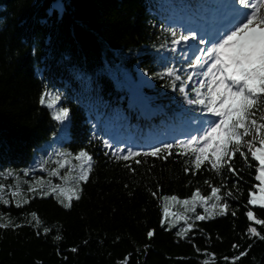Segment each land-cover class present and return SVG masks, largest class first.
I'll list each match as a JSON object with an SVG mask.
<instances>
[{
    "label": "trees",
    "instance_id": "1",
    "mask_svg": "<svg viewBox=\"0 0 264 264\" xmlns=\"http://www.w3.org/2000/svg\"><path fill=\"white\" fill-rule=\"evenodd\" d=\"M219 1L0 0V184L11 201L0 204V223L11 222L0 228V264H203L205 259L232 264L241 252L246 255L236 264H264V239L247 234L254 226L264 237V226L246 216L253 210L264 219V210L247 203L257 183L254 161L248 167L237 153L232 163L238 176L226 169L216 175L210 165L192 175L190 161L175 152L167 159L132 163L134 171L111 154L116 148L147 151L189 136L186 124L198 111L168 78L155 74L165 66L184 68L183 56L189 54L182 45L170 51V30L180 35L179 25L203 21ZM194 86L193 81L187 90ZM44 93L59 95L55 109L39 103ZM132 95L147 103V114L130 101ZM60 107L69 110L63 123L52 119ZM168 131L173 132L170 141ZM105 140L112 149L103 146ZM81 150L94 163L89 180L80 182V199L70 208L55 194L27 191L37 179L62 184L59 176L50 175L65 159L58 153L74 156ZM75 165L72 160L73 172ZM67 170L59 169L60 176ZM209 184L232 193L224 195L227 215L195 221L183 206L162 199H189L197 189L207 195ZM16 186L29 200L20 208L11 197ZM165 204L171 218L162 225ZM196 213L207 215L199 207ZM185 216L194 227L181 239L176 233ZM171 223L176 226L170 228Z\"/></svg>",
    "mask_w": 264,
    "mask_h": 264
},
{
    "label": "snow or ice",
    "instance_id": "2",
    "mask_svg": "<svg viewBox=\"0 0 264 264\" xmlns=\"http://www.w3.org/2000/svg\"><path fill=\"white\" fill-rule=\"evenodd\" d=\"M233 11L237 17L235 23L219 31L211 40L206 41L201 37L199 44L203 46L195 53L183 56L186 60L183 69L165 66L155 74L156 78H168L171 88L174 91L178 90L185 103L204 117L203 120L195 121L196 131L187 139L165 143L151 150L133 151L130 148L127 150L116 148L111 154L117 161H124V166L130 171H134L132 163L140 165L146 162L148 157L167 159L175 152L180 157H186V162L190 161L192 175L201 171L203 166L210 165L211 171L216 175H221L226 169L238 176L232 163L238 153L248 167H253L252 162H255L254 179L257 183L253 185V190L249 191L247 203L253 208L264 210V116L256 118L257 113L264 107V0H234ZM170 35L172 37L170 51L173 53L178 51L180 45H187L189 41L197 39L195 34L178 35L175 30H170ZM182 71L186 73L185 76L180 75ZM144 75L148 76L149 73L144 72ZM194 80L195 86L189 92L188 86ZM176 82H179L178 88ZM59 100V95L53 98L50 94L44 93L40 96L39 103L48 109H55ZM52 119L60 123L67 121L69 110L60 107L54 111ZM246 137L251 139L246 140ZM103 146L106 149L113 147L107 140L103 142ZM125 151L126 154H120ZM58 155L65 159L57 161L58 168L53 169L50 175L59 176L63 183L54 185L51 181L37 179L28 186L27 191L33 196L55 194L64 208H70L73 200L80 199V182L89 180L94 163L93 157L84 150L74 156L70 153ZM137 157H144L145 160L136 159ZM72 160L79 169L76 176L72 175L73 168L69 166ZM66 167L67 172L60 176L59 169ZM189 171V168H185L186 173ZM24 175L28 173L25 172ZM70 181L74 183L68 186ZM208 183L205 181V184ZM209 187L210 193L207 195H203L197 189L192 192L189 199L179 200L176 196H165L162 199L180 204L186 212L194 214L195 221L227 215L229 204L224 195L232 196V193L222 194L221 187L210 184ZM10 191L17 208L29 203V200L23 197L19 186ZM4 193L5 185L0 184V204L7 205L11 201L4 198ZM198 207L203 208L207 215L197 214ZM169 215V208L165 204L163 208L165 219H162V225L167 222ZM172 215L177 221L181 219V216L175 213ZM232 215H235V212ZM246 216L255 225L264 226V219L258 218L253 210L247 211ZM31 219L37 226L40 224L36 213H31ZM183 219L184 226L176 233L181 239L187 237L194 227V223H189L190 217L185 216ZM9 226L11 222L0 223V228ZM175 226V223L169 224L170 228ZM48 231L47 228L44 229L45 233ZM153 234L149 231L147 236L151 238ZM247 234L250 237L264 239L254 226L248 227ZM55 239L59 240L60 237L56 236ZM244 255L246 252L234 257L232 264H236ZM203 264H209V261L205 259Z\"/></svg>",
    "mask_w": 264,
    "mask_h": 264
},
{
    "label": "rangeland",
    "instance_id": "3",
    "mask_svg": "<svg viewBox=\"0 0 264 264\" xmlns=\"http://www.w3.org/2000/svg\"><path fill=\"white\" fill-rule=\"evenodd\" d=\"M233 3L234 0H220L219 2L216 3V7L210 11L209 16L205 18L204 21H200V22L195 21L194 26H188L186 28L183 25H179L181 26L180 34H186V35L195 34L197 37L195 41H189L187 45L182 44L183 49L189 55L195 53L198 48L203 46L199 44V39L201 37H203L206 41L211 40L215 38L216 34L219 31H223L225 28L231 27L232 24L235 23L237 17H236V12L233 11ZM142 79H143L142 75L139 74V80ZM130 101L136 103V105L142 111L143 115L147 114L150 111V108L145 101L138 100L133 95L130 97ZM192 115L193 117L186 124V129L188 130V132H190L189 136L192 135L197 129V124L195 123V121L204 119V117L200 115L199 111L193 112ZM261 116H264V107L262 108ZM245 139L246 140L251 139V137H246ZM248 155H250V153ZM74 169L75 172H73L72 175L76 176L79 173V169L76 168L75 166ZM170 215L169 217L171 218ZM178 228H181V226H178Z\"/></svg>",
    "mask_w": 264,
    "mask_h": 264
},
{
    "label": "bare ground",
    "instance_id": "4",
    "mask_svg": "<svg viewBox=\"0 0 264 264\" xmlns=\"http://www.w3.org/2000/svg\"><path fill=\"white\" fill-rule=\"evenodd\" d=\"M174 211V210H173ZM183 214V213H182ZM179 215V214H178ZM181 215V214H180ZM191 220V219H190ZM192 221V220H191Z\"/></svg>",
    "mask_w": 264,
    "mask_h": 264
}]
</instances>
